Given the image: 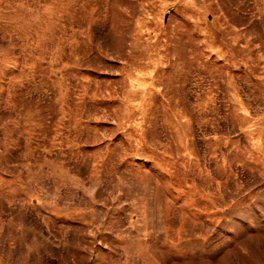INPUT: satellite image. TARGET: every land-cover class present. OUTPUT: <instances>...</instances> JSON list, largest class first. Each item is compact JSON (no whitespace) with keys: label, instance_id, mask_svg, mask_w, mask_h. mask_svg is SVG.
<instances>
[{"label":"rangeland","instance_id":"obj_1","mask_svg":"<svg viewBox=\"0 0 264 264\" xmlns=\"http://www.w3.org/2000/svg\"><path fill=\"white\" fill-rule=\"evenodd\" d=\"M0 264H264V0H0Z\"/></svg>","mask_w":264,"mask_h":264}]
</instances>
